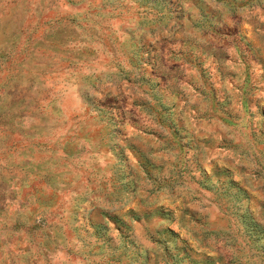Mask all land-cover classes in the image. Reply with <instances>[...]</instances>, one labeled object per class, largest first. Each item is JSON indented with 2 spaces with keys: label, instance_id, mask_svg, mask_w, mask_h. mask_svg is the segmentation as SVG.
Wrapping results in <instances>:
<instances>
[{
  "label": "rangeland",
  "instance_id": "rangeland-1",
  "mask_svg": "<svg viewBox=\"0 0 264 264\" xmlns=\"http://www.w3.org/2000/svg\"><path fill=\"white\" fill-rule=\"evenodd\" d=\"M0 264H264V0H0Z\"/></svg>",
  "mask_w": 264,
  "mask_h": 264
}]
</instances>
